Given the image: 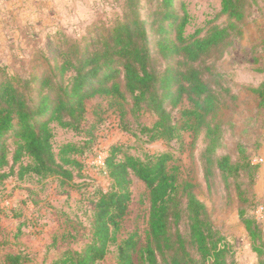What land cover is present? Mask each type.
Returning <instances> with one entry per match:
<instances>
[{
	"label": "rangeland",
	"instance_id": "obj_1",
	"mask_svg": "<svg viewBox=\"0 0 264 264\" xmlns=\"http://www.w3.org/2000/svg\"><path fill=\"white\" fill-rule=\"evenodd\" d=\"M163 9L162 0H0V78L47 73L49 67L60 66L76 49L97 44L113 25L134 16L145 23L153 68L160 75L183 67L180 56L162 47L177 43L176 32L183 20L185 39L204 37L212 26H227L229 37L195 64L220 93L223 103L217 116L220 137L210 155L214 160L226 154L235 162L240 160L241 151L259 166L258 172L250 177L241 170L224 181L212 164L213 174L207 182L204 161L208 144L204 129L181 130L179 137L169 143L150 140L147 133L140 132V125L151 126L156 120L154 113L143 107L134 108L127 96L121 102L124 115L120 119L116 108L110 107L114 100L97 95L85 100V118L79 132L52 125V146L57 158L64 143L83 147L95 130L93 151L77 156L82 173L75 171L73 179L63 185L54 176L33 174L20 179L11 176L0 185V257L5 252L24 251L31 255V264H44L62 248L80 249L90 235L97 190L108 185L98 167L106 149L118 142L123 151L141 158L169 152L168 167L180 186L185 182L193 185L195 195L204 203L214 228L226 243L229 263L258 264L238 216L236 189L245 191L248 205L258 204L256 215L261 218L264 199L257 183L264 163V108L258 107V97L251 88L263 81L259 69L264 67V0H244L242 17L237 21L221 11L220 0H173L168 8L173 16L168 19H162ZM174 88L173 84L171 89ZM165 105L172 122L177 124L183 120L181 109L190 106L184 96L176 106L168 100ZM8 146L10 150L14 147L11 141ZM21 161L26 163L29 159L23 157ZM246 162L245 158L243 163ZM130 190L131 200L117 238L121 240L135 232L141 247L146 241L148 194L145 185L134 176ZM180 201L183 205L184 200ZM184 226L182 219V232ZM132 258L135 264H145L137 254ZM97 264H117L114 245H109L107 254Z\"/></svg>",
	"mask_w": 264,
	"mask_h": 264
},
{
	"label": "trees",
	"instance_id": "obj_2",
	"mask_svg": "<svg viewBox=\"0 0 264 264\" xmlns=\"http://www.w3.org/2000/svg\"><path fill=\"white\" fill-rule=\"evenodd\" d=\"M172 2L162 0V19L173 16L168 10ZM243 3L244 0H220L221 11L234 21L240 20ZM183 24L184 20L176 32L177 43L162 45L182 58L183 67L160 75L153 68L145 23L134 16L113 25L97 44L76 49L60 66L49 67L47 73L1 77L0 185L11 176L20 179L25 174L54 176L63 185L73 179L75 171L82 173L77 156L93 151L97 141L95 130L83 147L64 143L57 158L52 146V125L79 132L85 118V100L97 95L114 100L110 107L116 108L120 119L124 115L121 102L127 96L134 108L143 107L154 113L156 120L151 126L140 125V132L147 133L150 140L169 143L179 137L181 130L204 129L208 144L204 161L207 182L213 165L224 181L241 170L253 177L259 166L250 161L248 154L240 151V160L235 162L226 154L211 159L210 153L220 137L217 116L223 103L204 71L195 65L229 37V27L212 26L204 37L185 39ZM259 71L263 81L251 91L258 97V107L264 108V67ZM173 84L175 88L171 89ZM183 96L190 106L181 109L183 120L177 124L172 122L165 101L176 106ZM8 141L14 145L12 150ZM121 148L118 142L111 144L98 167L108 185L97 190L89 238L80 249L62 248L44 264H97L107 254L109 245L115 246L117 264H135L133 254L145 264H230L226 243L214 228L204 203L195 195L193 185L185 182L180 186L168 167L170 153L146 154L141 158ZM23 157L29 161L23 163ZM245 158L247 162L243 163ZM132 176L145 185L149 200L146 241L141 247L135 232L121 240L117 238L131 200ZM236 190L238 216L258 264H264V230L262 219L256 215L258 204L248 205L245 191L240 187ZM182 219L184 232L180 228ZM31 262V255L24 251L5 252L0 257V264Z\"/></svg>",
	"mask_w": 264,
	"mask_h": 264
},
{
	"label": "crops",
	"instance_id": "obj_3",
	"mask_svg": "<svg viewBox=\"0 0 264 264\" xmlns=\"http://www.w3.org/2000/svg\"><path fill=\"white\" fill-rule=\"evenodd\" d=\"M262 158H264V150L262 153ZM258 191L260 193V195L262 196V198L264 199V163L262 164V168L260 169V174L258 176ZM262 212L263 214L261 215V219L263 222V230H264V206H262ZM13 252V251H10ZM17 252V251H14Z\"/></svg>",
	"mask_w": 264,
	"mask_h": 264
},
{
	"label": "built area",
	"instance_id": "obj_4",
	"mask_svg": "<svg viewBox=\"0 0 264 264\" xmlns=\"http://www.w3.org/2000/svg\"><path fill=\"white\" fill-rule=\"evenodd\" d=\"M104 154H105V153H104ZM259 160L261 161L262 159L260 158ZM101 163H102V161H101ZM101 163H100V164H101ZM260 208H261V207H260Z\"/></svg>",
	"mask_w": 264,
	"mask_h": 264
}]
</instances>
